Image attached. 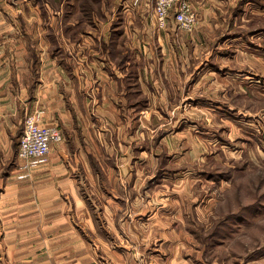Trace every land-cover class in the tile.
Segmentation results:
<instances>
[{"label": "rangeland", "instance_id": "374dc122", "mask_svg": "<svg viewBox=\"0 0 264 264\" xmlns=\"http://www.w3.org/2000/svg\"><path fill=\"white\" fill-rule=\"evenodd\" d=\"M98 1L0 0V38L2 24L27 34L25 27L41 31L72 16L89 21ZM210 1L216 12L227 0ZM227 6L235 27L227 15L194 48L186 35L199 30V17L183 29L182 62L147 64L148 82L158 72L177 79L168 95L149 87L133 96L146 107L130 112V175L118 170L122 158L94 154L99 172L88 171L82 184L99 233L82 240L98 249L99 264H264V0Z\"/></svg>", "mask_w": 264, "mask_h": 264}, {"label": "crops", "instance_id": "0c3cea01", "mask_svg": "<svg viewBox=\"0 0 264 264\" xmlns=\"http://www.w3.org/2000/svg\"><path fill=\"white\" fill-rule=\"evenodd\" d=\"M98 2L101 9L89 21L72 16L65 24L49 25V32L31 25L24 28L27 34H20L18 25L2 24L0 264H99L98 249L82 240L99 233L82 184L88 171L99 172L94 154L122 158L118 170L129 176L130 112L146 107L145 100L133 96L147 95L149 87L161 96L171 93L166 90L175 78L171 73L163 78L158 72L148 82L146 72L147 64L182 62L185 32L173 12L159 24L152 0ZM227 2L224 10L215 12L209 0H190L197 19H202L201 24L197 20L199 30L195 27L196 32L186 35L194 48V41H201L199 33L220 30L227 15L235 27L236 10H228L235 2ZM208 18L214 19L212 24L203 23ZM166 46H174L173 54ZM155 65L150 70L158 69ZM34 110L40 111L42 124L60 127L63 138L51 144L45 160L24 167L17 155L18 139L26 113ZM101 112L108 117L103 122ZM133 127L138 128L135 123ZM116 221L121 224L120 218Z\"/></svg>", "mask_w": 264, "mask_h": 264}, {"label": "built area", "instance_id": "2783aa9c", "mask_svg": "<svg viewBox=\"0 0 264 264\" xmlns=\"http://www.w3.org/2000/svg\"><path fill=\"white\" fill-rule=\"evenodd\" d=\"M153 15L159 24L166 22L173 12V18L182 29H191L197 21V14L191 8L190 0H152ZM40 111L26 113L23 129L18 139L17 155L24 167L34 166L46 159L50 146L63 138L57 125L40 122Z\"/></svg>", "mask_w": 264, "mask_h": 264}, {"label": "trees", "instance_id": "16d2710c", "mask_svg": "<svg viewBox=\"0 0 264 264\" xmlns=\"http://www.w3.org/2000/svg\"><path fill=\"white\" fill-rule=\"evenodd\" d=\"M250 209H251V208H249L248 210H250ZM243 213H244V211H241V212H240L241 215H239V214H237V215L234 214V215H236L235 217H238L237 219H240V218L244 217V216H242Z\"/></svg>", "mask_w": 264, "mask_h": 264}]
</instances>
